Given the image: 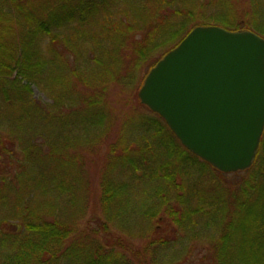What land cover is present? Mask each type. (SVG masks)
Masks as SVG:
<instances>
[{
  "label": "trees",
  "instance_id": "16d2710c",
  "mask_svg": "<svg viewBox=\"0 0 264 264\" xmlns=\"http://www.w3.org/2000/svg\"><path fill=\"white\" fill-rule=\"evenodd\" d=\"M207 1L216 9L203 0H0V264H149L155 247L163 252L155 264H264V134L252 168L224 174L187 150L138 97L150 112L139 118L145 146L110 147L101 229L126 214L135 188L142 211L152 205L140 220L155 228L167 219L185 238L171 246L154 236L131 247L132 257L122 244L75 241L72 223L60 217L64 198L69 206L78 201L72 164L79 156L71 149L100 141L111 85L136 94L197 27L264 38L261 0H244L241 14L231 0ZM34 88L52 103L37 101ZM198 241L205 246L190 259Z\"/></svg>",
  "mask_w": 264,
  "mask_h": 264
},
{
  "label": "water",
  "instance_id": "95a60500",
  "mask_svg": "<svg viewBox=\"0 0 264 264\" xmlns=\"http://www.w3.org/2000/svg\"><path fill=\"white\" fill-rule=\"evenodd\" d=\"M139 98L219 172L249 170L264 134V38L197 27L151 70Z\"/></svg>",
  "mask_w": 264,
  "mask_h": 264
},
{
  "label": "rangeland",
  "instance_id": "374dc122",
  "mask_svg": "<svg viewBox=\"0 0 264 264\" xmlns=\"http://www.w3.org/2000/svg\"><path fill=\"white\" fill-rule=\"evenodd\" d=\"M207 2V0H203L204 8L216 9V5L206 4ZM261 2L264 8V0H261ZM230 3L233 6V11L235 10L238 14H241L242 10L245 8L244 0H231ZM158 26H164V23L159 22ZM141 89H139L138 92L136 91V95L134 92L131 93L125 89L123 85L113 84L108 88L105 98L107 103L105 106L107 117L104 128L101 131L102 137L100 141H98L97 144L95 143V146L85 147V144H82L85 141L80 142L79 140H75L76 142L79 141V144L75 147L74 151L71 149L73 155L77 154L79 156L78 158L75 157V161L72 164V166L76 168V174L79 173L78 175H80L79 180H81L79 182L80 188L78 190L77 204L69 206L68 198L63 199L65 203L59 204L60 217L73 225V239L75 241H87L88 243L94 241L104 245L106 244L107 247H119L120 244H122L126 246V248H119V250L132 257L131 247L136 246L137 249H141L142 246L147 245V241L154 238V236L161 237L171 242V246L180 243L182 238H185V234H181L178 228L173 226L167 219H164L159 224H157L158 222L156 221L155 228L149 225L147 227L146 224L140 220V213H144L147 209H151L152 205L150 204L149 208L142 211L141 204L144 200L141 201V199L138 198L141 190L139 191V189L135 188L128 193L131 199L126 202V204L129 205L126 214L116 218L114 222L111 223V228L108 232H104L101 229L102 222L106 221V216L103 213L100 202V182L103 169L109 157L110 147L113 145L120 148L119 144L121 146V142H124L123 144L125 146L127 145L129 149L137 151L145 146V142L142 139L143 134L138 130L140 126L139 118L141 114H149L150 109L147 110L138 105L137 97L139 99V92ZM33 92L34 98L40 101V103L44 105H50L52 103L46 95L41 93L37 88H34ZM47 141L50 144V139ZM86 141H89V139ZM13 164V166L10 165L8 167L7 172H12L14 170L16 160ZM116 179L119 182L127 181L126 179L123 180L118 177ZM228 180L229 182L236 181L235 176H229ZM18 188L19 186L17 185L13 186V189ZM10 196L12 199L13 195ZM9 229L12 230L13 228H4V230ZM199 232L198 230L197 235L201 234ZM203 244L204 241L190 244L189 247H193L192 251L194 253L190 255V259L200 252L201 247L205 246ZM156 251V247L151 249L149 264H155L161 259L163 252L156 253Z\"/></svg>",
  "mask_w": 264,
  "mask_h": 264
}]
</instances>
